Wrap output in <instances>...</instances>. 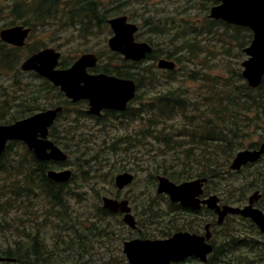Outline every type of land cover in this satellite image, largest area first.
<instances>
[{"label": "rangeland", "instance_id": "obj_1", "mask_svg": "<svg viewBox=\"0 0 264 264\" xmlns=\"http://www.w3.org/2000/svg\"><path fill=\"white\" fill-rule=\"evenodd\" d=\"M75 1L60 0L58 9L50 11L43 19H36L26 11L30 5L28 0H0V30L23 22L31 28V35L19 55V65L33 50L42 48H53L60 52L62 62L66 65L73 63L78 56L85 53L99 55L100 66L107 63L108 56L112 60V66L119 63L109 54L107 39L112 35L109 28L102 25L89 29L88 26L77 25V20L64 16L65 12L72 11ZM97 2L105 9L111 10L113 17L126 16L130 22L136 24L139 27L138 41L149 42L155 49L158 57L143 63L146 71H153L152 84L150 77L145 72L141 73L143 76L140 78L141 88L137 90L135 99L129 105L130 111L124 119L115 120L109 115L103 116L100 121L78 117L75 111L86 112L87 106L74 104L69 107V113L55 123L57 140L63 144L69 156L68 163L59 169H70L76 175L74 182L67 187L71 192L66 200L67 207L64 212L59 213L58 218L48 201L40 194L25 201L20 199L9 201L7 196L10 193L9 176L4 178L0 176V249L16 248L18 245L30 247L33 239L31 237H35L41 246L40 250L44 252L46 258L52 255L51 258H54L52 260L62 259L61 261H65L66 264H124L121 260L122 244L135 238L136 234L123 225L118 216H100L98 210V207L101 208V197H111L116 191L111 179L113 180L118 173L111 172L110 166L124 164L129 168L128 172L135 176L134 182L122 191V196L130 200L133 215L139 216L143 231L152 230L156 232L154 236L158 237L160 236L158 225L149 228L148 220L151 219V215L148 213L144 216L142 206L150 202L158 206L161 210L156 211L158 223L167 225L172 220L170 214H164L167 212L166 203L164 198L159 197L164 195L156 194L157 180L153 176L162 175L155 174L154 170L162 162L179 166L182 161H186L194 165L191 159L187 160V156L182 154L190 146L187 144L186 135L192 129H188L185 124L189 118H184L178 113V116L169 120L166 125L174 132L171 136L173 134L182 136L183 139L179 141V137L174 138L177 143L183 141L186 144L184 146L177 144L176 152L181 159L173 160L174 154L169 151L159 158L160 150L164 149L146 135L149 123L144 111L147 105L154 96L167 91L183 96L189 103L195 100L200 102L197 97L206 95L207 91L200 81L189 79L191 72H198L197 76L209 79L225 78L231 83L237 74L241 73V63L246 59L243 49L249 45L247 43L241 47V43L248 39L247 35L244 37L240 31L227 29L217 22L214 24L209 22L211 19L208 16L212 7L210 0H97ZM166 52L171 53L170 61L176 64L171 75L156 68L159 59H166L163 56ZM32 79L28 74L13 75L11 72L0 70V102L5 97L9 101H14L15 97L23 96L25 91L18 89L13 91L11 87L18 82L33 84ZM34 87L36 86L31 85L30 89L33 90ZM16 103L17 100L13 102ZM191 107L186 104L183 111L195 120L198 115L192 112ZM248 118H251V121L238 125L239 127L246 125L244 132L246 138L232 152V157H220L218 153L214 161L220 167L219 175L209 184L211 189L216 190V193L210 190L209 194H216L221 199L234 200L233 206H238L239 201H246L256 189H264L263 180L260 178L263 175L260 171L264 167V160L259 166L249 167L240 172H231L228 169L237 152L250 149L251 145L263 141L264 132L258 127H263L264 118H257L251 114ZM255 118L258 125L254 123ZM58 147L64 151L61 146ZM156 149L159 151L154 152ZM19 150V146L13 147L9 158ZM92 157H96L97 162L99 159V164L86 166L84 160ZM93 170L97 171L98 175L100 173L101 177L90 180ZM177 170H180V167H177ZM162 218L164 221H160ZM211 219L212 217L210 221ZM194 226L197 227L196 223ZM233 228L238 231L239 228L248 229L249 226L243 222L240 224L236 218H228L222 228L214 229L217 247H220L227 233ZM249 229V237L264 241V238L255 235L253 229ZM67 234H72L74 243L71 245L69 243L72 241L66 237ZM76 242L84 248L75 247ZM28 251L34 254L33 250ZM238 252L240 262L244 260L246 263L248 259L251 261L250 264H264V254H261V250L246 252V249L240 248ZM39 256L42 257L40 254Z\"/></svg>", "mask_w": 264, "mask_h": 264}, {"label": "trees", "instance_id": "obj_2", "mask_svg": "<svg viewBox=\"0 0 264 264\" xmlns=\"http://www.w3.org/2000/svg\"><path fill=\"white\" fill-rule=\"evenodd\" d=\"M28 3L30 5L27 6L26 11H29V14L35 16L36 19H43L49 15L48 13L50 11L58 9L60 0H28ZM209 3L212 6L216 4V2L212 1ZM64 16H67L74 21L77 20L76 23L79 26H88L89 29H93V27L99 28L102 25L108 28L107 20L113 17V14L111 13V10L105 9L103 5L98 4L97 0H76L72 11L70 10L68 13L65 12ZM209 22L212 24L217 22L227 29L240 31L244 37L247 35L248 39L241 43V47L251 41L252 34L248 29L230 26L220 21L210 20ZM20 25L27 26L24 22L20 23ZM12 26L15 25L13 24L11 27ZM138 35L139 33L137 36ZM22 50L24 49L11 47L0 41V70L6 73L11 72L13 75L24 74L19 71L18 64L19 55ZM35 51L37 50H33L32 52ZM111 56H113L119 63L110 69L105 67L103 73L118 78L132 79L136 82L137 90H139L141 88L140 78L143 77L141 73L145 72L146 75L150 77V84H152L153 79L151 77L153 76V71H146L143 63L146 61H153L158 57L155 49H153V52L146 58V61L137 63L126 62L115 53ZM163 56L168 60L172 58L170 52H166ZM66 66L67 65H65V67ZM166 74L171 75L173 72H166ZM28 75L32 76L33 84H41L42 86L33 85L31 82L24 84L18 82L16 85H13L11 87L13 91L18 89L25 91V94L23 96L15 97L17 100L16 104H13L16 100L9 101L6 97L2 98V102H0V125L11 124L25 119L36 112L62 106V112L58 115L57 122L64 118L67 113H69V107L74 105L65 99L58 88L52 86L45 79H42L33 73H29ZM197 75L198 72H191L189 79L200 81L205 88V91H207V94L197 97L200 102L195 100L192 103L187 102L183 96H178L173 91H167L154 96L144 111L145 115H147V122L149 123L146 135L148 139H152L154 143H159L160 147L164 149L160 150L159 158L169 151L174 154L173 160L176 161L177 159H181L176 152L177 144L180 146L186 144L183 141L177 143V140L174 138L179 137V141L183 139L182 136L180 134H173L171 136L174 132H172V129L166 125L169 123V120H173L178 116V113H181L184 118H189L185 124L188 126V129H192L191 131H188V134L186 135L187 144L190 146L185 149L182 154L187 156V160L191 159L194 165L188 164L186 161H182L179 166H175L173 163L167 165L165 162H162L161 164H158L154 173H160L174 183H181L194 178H206L208 179V182L205 185L204 191L206 194H209L211 192L216 193V190L214 188L211 189L209 184L212 182L213 178L218 177V171L220 170L219 165L216 164L214 159H216L218 153H220V157H232V152L235 148H238L241 141L246 138V135L244 134L246 125L243 124L239 127V123L251 121V118H248L250 114L257 118H264V77L261 85L257 89H251L246 85L240 73L237 74L232 83L225 78H220L221 80L216 77L209 79ZM31 85L36 87L31 90ZM186 104L191 105V109H193L192 112L198 115L195 120H192V117L187 116L183 111ZM129 111L130 107L119 115L113 112H106L104 116L109 115L115 120H120L124 119ZM75 114L78 117L83 116L85 118H92L86 112L75 111ZM101 118L102 117L92 119L100 121L102 120ZM256 121L257 119L255 118L254 123H256ZM74 123H76V121H74ZM256 125L258 124L256 123ZM262 125L263 127H258V129L260 128V130L264 132V124ZM263 137L264 136H262V138ZM49 138L57 146H61L64 152L66 151L63 144L57 140L58 136L55 134V125H53L49 131ZM262 140L264 141V138ZM255 145L258 144L251 145L250 147L253 148ZM15 146H19L20 150L14 153V156L9 158V155ZM157 151L159 150H154V152ZM65 153L68 155L67 152ZM96 159V157H92L89 160H84V164L86 166L89 165V167L97 165L100 160L98 159L97 162ZM67 163L68 160L62 164L51 161H38L23 143L9 142L4 153L0 157V176L2 178L9 176L8 179L10 186L8 189H10V193L7 195L9 201L19 199L25 201L36 198V196L40 194L43 199L48 201L50 208L54 213L56 212L55 214L58 218L59 213L64 212L67 207L66 200L71 195V192L67 187L74 182L76 175L73 174L68 183L57 184L47 178L46 172L48 170L61 168ZM110 167L111 172L113 171L114 173L129 171V168L124 164H116ZM177 167H180V170H177ZM249 167L251 166L246 168ZM99 177H101L100 173L98 175V172L93 170L90 175V180L98 179ZM153 177L157 178L156 175ZM112 182L113 180L111 179V184ZM118 193V191H115L111 196L115 197ZM159 197L164 198L166 203L167 212L164 214L173 215V211L176 210L175 207L166 197ZM222 201L227 204L234 203V200L228 198L222 199ZM142 209L145 213H142L144 216H147L148 213L151 215V219L148 220L149 228L158 225L157 229H159L160 232V236H158L159 238H167L171 236L173 232L182 228L180 226L177 228V225L172 222L167 225L158 223L156 211L161 210L157 205H152L151 202L150 204L143 205ZM98 210L100 216H116L102 208L98 207ZM60 219L61 222H63L62 217H60ZM160 221H164V218ZM154 235H156V232H153L152 230H146L142 233V237L144 238H158ZM66 237L72 241L69 243L70 245L74 243L72 234H67ZM27 238H30V236H27ZM31 238L33 239L31 240L32 244L30 247H20V245H18L16 248L6 247L0 249V258L3 257L14 260L17 264H66L65 261H61L62 259L52 260L54 259L51 258L52 255H50V258H46L44 252L40 250L41 246L39 245L37 238ZM242 240H244V238L242 239L237 229L233 228L231 232L227 233L223 243L220 244V247L214 246V252L208 259V264H250L251 261L248 259L246 263L244 260L240 262L238 252L240 248L246 249V252L261 250V254H264V245L259 242L258 239L247 237L244 241ZM75 247L80 249L84 248L79 242H76ZM29 249L33 250L34 254H31V252L28 251ZM20 250L22 251L21 253ZM39 254L42 255V257H40Z\"/></svg>", "mask_w": 264, "mask_h": 264}, {"label": "water", "instance_id": "obj_3", "mask_svg": "<svg viewBox=\"0 0 264 264\" xmlns=\"http://www.w3.org/2000/svg\"><path fill=\"white\" fill-rule=\"evenodd\" d=\"M216 1L219 5L210 9L209 18L246 27L253 34L251 43L243 50L248 58L241 63V76L249 88H257L264 75V0ZM108 25L113 32L107 41L108 47L112 52L122 55L125 60L138 62L152 52L151 46L147 43L135 41L134 34L137 32V27L129 23L125 16L108 20ZM29 31V28L22 26L3 29L0 31V41L13 47H23ZM59 58L60 54L55 50L43 49L27 57L21 63L20 70L35 72L54 87L59 88L72 103L86 100L87 112L94 116H100L102 110L123 111L127 103L134 98L136 86L132 80L105 74L89 75L86 72L87 68L96 65V57L93 54H83L65 70L56 69ZM157 68L173 70L175 64L161 59L157 62ZM61 109V107L47 109L10 125H0V156L7 142L20 141L32 151L38 161L65 162L67 154L48 139L49 128ZM263 153L264 144L259 150L239 151L229 169L239 171L241 167L258 161ZM46 176L49 180L61 184L67 183L72 173L68 169L49 170ZM133 179L131 173L118 174L114 178L115 187L123 190L132 183ZM206 182L207 179L200 178L176 185L165 177H158L156 192L167 195L171 203H179L184 208L196 211L202 205L207 206L217 216V225H220L227 215L237 214L250 219L261 232H264V214L252 208L253 202L260 197L258 192H254L249 197V204L244 208L219 206L216 195H210L205 200L200 199ZM102 208L111 213L123 214V222L131 229L136 228L127 200L118 201L103 197ZM206 230L204 237L180 232L166 240H131L124 242L123 252L129 264H171L187 257H195L205 263L207 256L212 252V246L206 242L211 237L208 225ZM0 261L10 260L0 259Z\"/></svg>", "mask_w": 264, "mask_h": 264}, {"label": "flooded vegetation", "instance_id": "obj_4", "mask_svg": "<svg viewBox=\"0 0 264 264\" xmlns=\"http://www.w3.org/2000/svg\"><path fill=\"white\" fill-rule=\"evenodd\" d=\"M30 31H31V29H30ZM59 54H60V58H59V63L57 64L56 69L57 70H65V69L69 68L71 65L65 67L66 64H64V62H62L61 53H59ZM85 54H94V53H85ZM109 54L112 55V53H110V52H109ZM94 55L96 57V65L94 67H92V68H87L86 72L88 74H90V75H94V73H95V75H97V74H105V73H103L105 67L107 69H110V68L114 67V66L111 65V61L112 60L110 59V56H108L107 63L104 64L103 66H100L99 65L100 56L96 55V54H94ZM128 103H127L126 109L123 110V111L103 110L101 112L100 116L99 117H95V118L103 117L106 112H113V113H116V114L119 115L120 113H123V112H125L127 110V108L129 107ZM77 104H85L87 106L88 102L82 100V101H79ZM92 118H94V117H92ZM253 149L254 150H258L259 147L257 145H255L252 148V150ZM263 160H264V153L261 155V157H260V159L258 161H256L255 163L252 164L251 167L257 166V165L259 166L260 163L263 162ZM125 172L126 171L121 172V173H125ZM260 172H261V174L263 173V175H261L260 178L263 180V184H264V167L261 168ZM257 191H258L260 197L257 199V201L253 202V208L256 209V210L261 211L262 213H264V189L257 190ZM208 196L209 195H205L204 194V195H202L200 197V199L201 200H205V198H207ZM114 199H116V200H128L124 196H122V192H119L117 194V196L114 197ZM128 201H129V204H131L130 200H128ZM232 204H229V205H232ZM247 204H248L247 199H246V201H239V204H238L237 207L242 208V207H245ZM172 205L175 207L176 210L173 211L174 212L173 215H170L172 221H169V223L172 222L173 224L177 225V228L179 226L182 227L181 229H178L177 231L173 232V234L181 232V233H188V234H193V235H197V236L203 237L206 234V232H207L206 225H208V230L212 234V238L210 239V241H211V244H212L213 250H214V244L212 242V239H213L214 235H213L212 229H215L214 227L216 226V224H214V223H212L210 221L211 211L207 208V206L202 205L199 210L193 211L190 208H187V209L183 208L179 204H172ZM219 205L222 206V205H228V204L223 202L222 199H219ZM118 216L120 217V219L122 218L120 215H118ZM232 217L236 218L240 224H242V222L243 223H247L249 228L254 230L255 235H257V236H259L261 238H264V233L259 231L258 227H256V225H254L250 221V219L243 218V217H241L239 215H228V216H226L224 218L223 223H221L220 228H222V226H223L222 224H224L226 222L227 218H232ZM134 218H135L137 227H136L135 230H130L133 234H136L135 238H132V239H150V240L155 239V237H153V238H144V237H142V233L144 231H143V227L140 225V222H139L140 218H139V216H136V217L134 216ZM195 223H196L197 227L194 226ZM201 223H203V225ZM249 228L248 229H242V228L238 229V233H239V235H240V237L242 239L244 238V240H245L247 237H249L248 236L249 233H250V229ZM244 240H242V241H244ZM210 241H209V243H210ZM259 242H261L264 245V241L263 242L259 241ZM121 260L124 262V264H128L124 252L121 253ZM194 262H198V259H195L194 257H187V258H185L182 261L173 262L171 264H175V263H177V264H186V263H194Z\"/></svg>", "mask_w": 264, "mask_h": 264}]
</instances>
